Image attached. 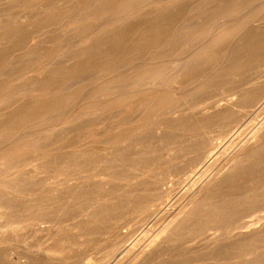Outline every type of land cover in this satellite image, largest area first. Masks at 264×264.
<instances>
[{"label": "bare ground", "instance_id": "1", "mask_svg": "<svg viewBox=\"0 0 264 264\" xmlns=\"http://www.w3.org/2000/svg\"><path fill=\"white\" fill-rule=\"evenodd\" d=\"M110 1L112 0H72V6L69 9L70 14L76 13L78 17H81L80 15L82 14L85 15V17L88 16V19H92L91 16L94 15L99 18L96 17L97 19H92L91 25L93 24V26L91 30L93 31L91 32L90 30L89 32L87 30L89 32L88 36L82 40L80 39V50H78L74 56L64 57L63 63L61 64L62 66H60L61 71L57 69L58 66L57 68L56 66L49 67L51 63L48 62L49 64L47 63V67H49V69L46 70L44 68L46 71L44 70L45 73L43 74L44 76L42 75L43 78L39 79V76H37L39 80L36 83V89H32L31 87L34 86H30V89L26 87V90L24 88L23 92H21L22 89L18 91L19 93L16 91L17 96L9 99L13 96L11 95V97L9 96L8 98L9 100L5 99L0 92V121L3 120V122H0V127L3 126L2 128H4L16 118L17 114L26 117L32 107H37L38 104L40 105V98L47 102L48 98L55 96V93L62 89V87H60L62 83H60L61 81L59 82V77H67V75L65 76L62 73L64 71L66 73L64 69L68 68L67 72H76V70L85 72L89 69L94 70V67L102 65L103 63L105 64V62L109 63L113 61L112 64H114L119 62L117 60L127 59L125 63L121 64V67L119 66V71L122 72V77L124 78L121 80L123 82H119V79L122 77H115L118 75L117 72L115 73V78H113L114 72L111 71L113 65L110 64L112 66H109L111 69L108 67L109 71L106 69V76L104 74L105 77L101 75L103 78H107L106 81H109L106 83V89L103 88L104 91L101 89L102 86L100 89L96 87H99L105 80L102 78L103 81L99 86L96 82L94 83L93 80L90 84H96L95 86H92V84L91 86L90 84L87 86L84 85L85 87L80 89L81 95L77 96L75 100L73 99L69 103L64 104L65 110L63 109V113H66L63 123L66 124L67 128V124L73 122V119L78 118L82 121V118L79 117L89 115L87 110H81V108H93L90 114L98 116L97 119L99 120V118L102 119L100 115L104 113V107H106L105 102L112 101L111 103H116L114 105L115 107L112 109L116 113L120 114L121 112L120 115L122 117L120 116V119L117 118L118 120L113 121L112 129L115 131L120 129L115 136H104V139L94 141H87L85 137L83 139L80 138L77 143H75V141L71 142L70 140L72 139H70L64 141L59 146L50 144V146H41V149L37 151L32 150L33 152H31L30 150L28 153L26 151L24 153V155L27 153L25 158L23 160L22 158L19 159L20 164L17 162L18 157H15L16 159L14 158L11 161L9 160L10 162L16 160L15 162L18 163L19 169H15L13 165H9L10 163L8 164L6 160L17 155L12 154L13 151L19 149L26 150L28 148L27 142L23 143V140L27 136L29 137V135L31 136V134H34L35 132L33 131L35 130L29 128L26 122L21 124L20 127H11L12 130L11 133H9L10 135L0 139V170L4 174V178L0 180V234L2 235L9 230L11 232L14 230V232L17 231L18 233L17 229L26 225L27 227L28 225H33L38 230L45 231L48 235L50 234L53 237L58 235L56 243L52 245L49 244L50 246L46 247L43 246L42 250L40 248L38 256L27 257L28 259L24 261H22L23 259L15 260L12 256H8L9 250L3 249L0 245V264H46L48 259L50 260H48V264L49 262L53 264V261L56 260L53 258L63 251L62 249H64L63 247L66 245L64 242H68L70 239L68 238L70 232L64 233V231H62L65 230L62 224L63 222L66 223L67 220H71L70 225L67 224L68 226L66 227L73 230V235L71 236H74V238L78 239L82 235L84 236V234L92 237V234L97 232L99 234V232L109 227L108 225L112 226V224L116 223L117 221H113V219L118 217L116 214L118 215L119 212L128 213V211H142L145 214V218H149L150 214L151 216L153 215L152 213L154 211H151V207L154 205L158 206L157 212H155L157 215H154L158 222L163 217L165 218V221L159 226L160 228L157 233H155L154 236H152L153 238L142 248H136L139 239L138 243L136 240L132 245H124L126 235H121L117 241H114L115 243H113L112 249L108 253L110 258L112 257V260H115V263L124 261L123 259L127 255L132 254L133 259L130 264H264V221L260 226H252L249 224V220L245 219L250 211L256 208H260L262 211L264 210V116L261 119H257V115H253L254 111H252V109L247 110L248 107L264 110V81H259V79L257 80L255 78L257 81H252L253 83L251 82L249 86L246 85V87L244 84L245 87L242 86V89H239L240 93H238L240 96H238L239 98L237 97L238 100L236 102L230 103V101L227 100L225 105L222 103L214 104L212 111L206 114L203 113L199 118L195 117V119L190 121L186 119L188 120L186 121L183 118L180 119L181 117L178 118L174 116L176 119L171 117L174 120H169L170 123L169 121L157 122L153 130V132H155L153 133V135L155 134L152 139L153 141L150 140L151 142L149 143L147 142L150 138L148 137L149 139L146 141L145 135H138L135 141L131 140L129 142L128 140L130 138L125 134L126 130L121 129L127 126L126 124L129 121L134 122L136 120L137 124L134 128L136 131H140L139 129L143 126V124H141L143 116L146 110L152 106L154 107L151 112L152 115L159 114L162 106H157L155 104L157 99L156 94L161 95L163 92H167L170 96L179 97L187 91L191 92L205 85L210 80L209 77L212 76L213 73H216L220 77L222 76L224 79H234L240 74V71H244V68L246 69L244 64L247 62L249 67H252V65L255 66V64L256 66L259 64L258 67H261V65L264 64H261V62H264V23L258 22L257 25L252 26L251 22L252 29L250 33H247L248 35L246 37L245 34L244 36L238 34L239 32L235 34L233 39L230 40V44H226L228 45L226 47L228 50L218 49L215 51L214 49L210 50V48L206 49L203 48V42L206 40L207 43V38L209 39V36L212 38L213 35L214 37L217 36L218 38H222L225 35V28L227 27L222 26L219 28L218 25L227 24L229 22H234V24H236L238 20L240 21V18L248 14L253 7L255 8L256 5L263 4L264 0H184L182 3H180V0H173V2L170 0L169 2L168 0H156V5L154 1V7H152L154 9H150L146 12L140 11L144 14L143 18L140 17L141 13L138 14L137 12L140 18L137 15H135L137 17L134 18H130L129 16L128 21L124 20L126 23L108 27V22L113 20L108 16L111 14L110 12H117L124 4H115ZM120 4L122 5L121 7L119 6ZM37 5L35 4L36 7ZM46 5L45 8L48 6ZM116 5H118L119 8H117ZM126 6L124 9H127L130 4ZM42 8H39V12ZM37 10H35L34 15H41L36 12ZM46 11L47 9L45 12ZM48 11L46 13H48ZM21 13H18V16L16 15L18 17L17 23L27 28ZM76 14H73V17L75 15L76 21L77 19L80 21V18H78ZM104 15L105 17L107 16L106 19ZM0 17L2 18V16ZM29 17H31V15ZM102 17L105 20L101 19ZM115 17L118 18L117 16ZM44 19L46 20V18ZM102 20H104L103 22L107 20L106 26L108 28H105L106 30H99V23L101 24V22L98 23V21ZM88 21L86 22L90 23V20ZM82 23L80 24L82 25ZM239 23L238 25L241 24ZM50 24L52 25V23ZM2 25L3 24L0 25V55L4 53L2 52L3 50L9 49L12 35H14L12 32H15L11 30V27L5 29ZM75 26L73 25L72 28H76ZM24 27L22 28L24 29ZM56 30H58V28ZM30 34L32 33L30 32ZM69 35L71 34L69 33ZM18 38L20 39V37ZM80 40H78V42ZM75 42L78 43L77 41ZM142 42L146 43V46H144ZM27 43L29 42L27 41ZM33 43L31 41V45ZM176 43H181L182 45H179L184 47L182 50L185 51L183 53L181 52V55H179L181 48H179V53L174 49V44ZM211 43L212 40L210 44ZM33 46H28L32 48L29 54H34L39 51L38 49L37 51L35 50V52ZM39 46L40 45L37 47ZM230 46H232V48H228ZM13 51L11 52L10 50V52H8L12 54V57H10L8 53L6 56L7 59L10 57L11 61L8 59L10 63L13 64L16 62L17 64V61H14L17 54L13 56ZM71 51L72 50H70V52ZM175 53L178 55L176 56ZM126 54L128 57L125 56ZM21 56L22 55H20V57ZM32 57L34 58V56ZM169 58L172 59H170L171 61L169 60L171 64L168 65L169 61H167V59ZM4 60L6 59L4 58ZM53 61L54 60L50 62ZM249 62H252V64L250 65ZM8 63L9 62H7V64ZM9 65L7 67L11 66ZM102 66L104 67V65ZM157 66L161 74L167 73V70H169L168 73L171 74L170 81L163 78L160 73L157 74L159 70L156 68ZM167 66H170V68L167 69ZM63 67L64 71L61 69ZM3 68L4 66L2 64V69ZM102 68L97 69L100 70ZM156 69L158 70L156 71ZM110 71L112 73H108ZM9 73L6 72V74ZM40 73L42 72L40 71ZM73 74L74 73L68 75L69 80L72 79ZM9 75L8 77L10 78L11 75ZM145 75L146 80L144 79L145 77L143 78ZM215 75L213 74V77ZM61 77L60 79L63 81ZM20 80L23 81L22 79ZM65 80H67V78H64V81ZM64 81L62 86H64V84L65 86L67 85V81ZM0 82H2V80H0ZM231 82L234 83L233 81ZM8 83L11 84V81ZM148 84L152 85L154 91L142 97L140 93ZM14 85L16 84L14 83ZM18 85L16 87L20 88ZM33 85L35 84L33 83ZM5 87L3 86L0 90L2 91ZM149 88L151 87L149 86ZM36 90L40 91L39 93L37 91L38 95L34 92ZM12 92L10 94H13ZM5 93L7 92L4 91V94ZM168 94L166 96H169ZM101 95L108 96V99L101 98ZM131 95L134 97L133 102L136 104L132 112H130L128 109L129 105L125 102L126 98ZM49 101L52 102L51 100ZM207 101L205 103H207ZM89 105H91V107ZM112 109H110V111H113ZM60 110H62V108ZM55 113L58 114V112L53 113L54 117ZM162 113L160 114L162 115ZM49 114L51 115V112ZM111 114L114 115L113 112ZM8 115L10 119L7 118ZM23 116L21 119H23ZM52 116H50V120ZM86 117L88 118V116ZM47 119H49V116ZM79 120L78 123L80 122ZM246 120L247 122L245 126L243 125L244 127L241 130L237 129L227 137L229 131H231L230 126L233 123L241 124ZM186 122H190V126L188 125L189 123ZM53 123L56 122L53 121ZM215 124L218 126L224 125L217 136L221 138L223 142L217 144L215 143L217 137L214 135L208 136V134H211V131L208 129L205 130V128L211 127L212 125L215 126ZM60 126L65 128L63 124ZM55 128L56 126L54 125L51 126V128L49 127L46 131L53 133ZM66 128L64 129L65 131L63 130L65 136L68 135L69 130ZM40 131L39 129V133ZM144 131H146V129H144ZM39 133L37 135H40ZM140 133L143 134V132ZM242 133H244L243 137L241 136ZM1 134H3V132ZM4 134L7 135V133ZM148 135L150 136V134ZM202 135L208 136L207 141L204 143L199 141ZM90 142L97 143V145L94 146L92 144L91 146ZM46 143L48 144V142ZM156 151L159 152H157L158 156L155 155L157 154L155 153ZM8 154L13 155V157H10ZM183 155H189L188 157L190 159L185 157L188 162H184V159L181 158L183 162L187 164L185 165V169H183L185 170L182 175L183 179L176 180L179 185L187 180L184 186H181V192L178 188V191L173 187L162 188V184L166 180V177H159L162 172H165L162 170L163 164L160 165V161L165 163L169 162V164L171 162L170 165L172 168L175 160ZM169 164H167V166H169ZM174 165L178 168L177 165H180V163L178 162ZM96 168H98L100 172H92L93 169ZM177 170H179V168ZM174 172L177 171L174 170ZM97 177L100 178L96 180ZM163 177L165 180L162 179ZM182 195L184 199H186V202L178 208L176 203ZM169 196H173L175 201L169 206L167 205L168 207L161 206ZM262 218H264V216H261V219ZM48 222H50L49 225ZM109 222H112V224ZM104 231L106 234V230ZM206 233H209L210 240L206 243L201 252H196L195 248L191 249V251L187 248L185 250L187 255L185 254V257L181 255L184 257L182 258L183 260L179 258L176 259L178 251L175 250V246L178 241L180 243V241L184 239L188 240L191 236H202V234ZM2 240L3 236H0V244ZM190 252L193 254L191 255ZM177 260H181V262L179 261V263Z\"/></svg>", "mask_w": 264, "mask_h": 264}, {"label": "rangeland", "instance_id": "2", "mask_svg": "<svg viewBox=\"0 0 264 264\" xmlns=\"http://www.w3.org/2000/svg\"><path fill=\"white\" fill-rule=\"evenodd\" d=\"M22 1V2H21ZM28 1H30V2H28ZM40 1V2H39ZM42 1V2H41ZM125 1V2H124ZM154 1H155V5H156V3H157V1L156 0H112V1H110V2H112V3H115V4H118V3H121V4H123V6L120 4L119 6L121 7V8H119V6L118 5H116L117 6V8H119L118 10H117V12H114V11H108V12H110L111 14H106V15H108L109 17H111L113 20L112 21H110V22H108V27H110V26H116V25H119V24H122V23H126L125 21H128L129 20V16H130V18H134V17H139V15L138 14H140L141 12L140 11H142V12H146V11H149L150 9H154V8H152V7H154ZM171 2H173V0H170ZM177 1H179V0H177ZM184 0H180V3H182ZM186 1V0H185ZM25 2V3H24ZM37 2V3H36ZM168 2H169V0H168ZM12 3V4H11ZM19 3V4H18ZM44 3H46V4H44ZM50 5H49V4ZM54 3V4H53ZM72 0H36V1H34V0H0V16H2V18H3V21H2V18L0 17V25L1 24H3L2 25V27L3 28H9V27H11V30H13V31H15V32H12V34H14V35H12V39H11V42H10V47H12V48H10L9 47V49L11 50V52L13 51V56H15L16 54V59L14 60V61H17V64H16V62L15 63H10V57H12L11 55V53L9 54L8 52H10V50L9 49H7V50H9V51H7V50H3L2 52H4L3 54L1 53V55H0V68H1V70H0V73L2 74H0V80H2V82H0L1 84V88L0 89H2L3 88V86L5 87V86H7L8 88H10V89H8L7 87H5L2 91L0 90V92L3 94V97L5 98V99H8L9 98V96L11 97V95H13L11 98H9V99H12L13 97H15V96H17L16 95V93L18 92V91H21V89H22V91L21 92H23V90H24V88L26 89V87L27 88H29L30 89V86H34V87H31L32 89H36L35 88V86H36V83L38 82V80L39 79H41V78H43L42 77V75L45 73L44 72V70L46 69H49V67H55L56 66V68H57V66H58V68L57 69H59L60 70V66H62L61 64L63 63V60H64V57H71V56H74L76 53H77V51L78 50H80V43H81V40L82 39H84L85 37H87L88 36V34H89V32H90V30L92 29V26H93V24L91 25V21H92V19L94 18V19H97L98 17L97 16H91L92 17V19L91 18H89L88 19V16H86L85 17V15H80L81 17H78V15L76 14V13H73V14H76L77 15V17L78 18H80V21H79V19H77V21H76V16L74 15V17H73V14H70V7L72 6ZM129 3L130 4V6L127 8V9H124L125 8V6L127 5V4ZM153 3V4H152ZM35 4L37 5V7L35 6ZM40 4H41V6H40ZM44 4V5H43ZM128 4V5H129ZM12 5V6H11ZM45 5L47 6L46 8H45ZM53 5V6H52ZM127 5V6H128ZM132 5V6H131ZM9 7V8H7V7ZM17 6V7H16ZM39 6V7H38ZM42 6H43V8H42ZM126 6V7H127ZM134 6V7H133ZM3 7V8H2ZM19 7V8H18ZM26 7V8H25ZM143 7V8H142ZM2 8V9H1ZM39 8H42V10L39 12ZM123 8V9H122ZM20 9V10H19ZM38 9V10H37ZM47 9V11H48V13H46L45 12V10ZM129 9V10H128ZM141 9V10H140ZM256 9V10H255ZM12 12H11V11ZM35 10H37L36 12L37 13H39V14H41V15H38V14H35L34 15V13H35ZM73 10H75V9H73ZM122 10V11H121ZM5 13H4V12ZM7 11V12H6ZM19 11V12H18ZM23 12V13H21V12ZM26 11V12H25ZM27 12H28V14H27ZM31 12V13H30ZM52 12V13H51ZM75 12V11H74ZM137 12H138V14H137ZM18 13L20 14H22L21 16H26V17H24V18H27V16H28V18L27 19H24L23 17H22V19L24 20V22H26V25H27V28L26 27H24L23 25H19L18 23H17V16H18ZM29 13H30V15H31V17H29L30 15H29ZM25 14V15H24ZM50 15V16H48V15ZM69 14V15H68ZM118 14V15H117ZM249 14V15H248ZM248 14H246L245 16H243L242 18H240V21L238 20V22L236 23V24H234V22H229V23H225V24H222V25H218L219 26V28L220 27H222V26H225V27H227V28H225L226 29V31H225V35L222 37V38H218L217 36L216 37H214V35L212 36V38L209 36V39L207 38V43H206V40L202 43L203 44V48H206V49H208V48H210V50L211 49H214L215 51H217L218 49L219 50H221V49H224V50H228L226 47L230 44V40H232L233 39V37L235 36V34H237L238 32V34H241V35H243L244 36V34H245V37L250 33V31H251V29H252V27H251V24H252V26H255V25H257L258 24V22H261V23H264V3L263 4H258V5H256L255 6V8L253 7L252 8V10H250L249 11V13ZM17 15V16H16ZM34 15V16H33ZM37 15V16H36ZM48 17H47V16ZM52 15V16H51ZM97 15V14H96ZM127 15V16H126ZM134 15V16H133ZM135 15H137V16H135ZM141 15H143V16H141ZM20 16V15H19ZM39 16H41V17H39ZM64 16V17H63ZM83 16V17H82ZM115 16H117L118 18H114ZM132 16V17H131ZM10 17V18H9ZM33 17V18H32ZM65 17H67V18H65ZM97 17V18H96ZM104 17H105V15H104ZM126 17H128V18H126ZM140 17H144V14L143 13H141L140 14ZM139 17V18H140ZM8 20H7V19ZM12 18V19H11ZM30 18V19H29ZM31 18H32V20H31ZM43 18V19H42ZM44 18H46V20L44 19ZM48 18V19H47ZM54 18V19H53ZM70 18V19H69ZM83 18V19H82ZM85 18V19H84ZM107 18V16L105 17V19ZM141 18V19H142ZM244 18V19H243ZM53 19V20H52ZM68 19V20H67ZM82 19V20H81ZM99 19V18H98ZM101 19H104L103 17L101 18ZM104 19V20H105ZM243 19V20H242ZM262 19V20H261ZM25 20H27V21H25ZM31 20V21H30ZM48 20V21H47ZM50 20V21H49ZM51 20H52V22H51ZM72 20V21H71ZM84 20H86V21H88V20H90V23H88V22H86V21H84ZM104 20H102V21H98V23L99 22H101V24H103V23H105V24H103V25H101L100 23H99V30L100 29H104V30H106L105 28H108L107 26H106V23H107V20L105 21V22H103ZM125 20V21H124ZM252 20V21H251ZM253 20H254V22H253ZM6 21V22H5ZM12 21V22H11ZM34 21V22H33ZM36 21V22H35ZM43 21H47V22H43ZM57 23H56V22ZM60 21V22H59ZM75 21H76V23H75ZM93 21H97V20H93ZM39 22V23H38ZM68 22V23H67ZM83 22V23H82ZM85 22H86V24H85ZM103 22V23H102ZM241 24H240V23ZM252 22V23H251ZM6 23V24H5ZM9 23V24H8ZM34 23V24H33ZM50 23H52V25L50 24ZM58 23H60V24H58ZM63 23H64V25H63ZM80 23H82V25L80 24ZM115 23V24H114ZM238 23L240 24V25H238ZM247 23V24H246ZM251 23V24H250ZM4 24H5V26H4ZM28 24H29V27H28ZM45 24V25H44ZM66 24V25H65ZM88 24H90V25H88ZM60 25V26H59ZM62 25V26H61ZM75 26L76 28H72V26ZM233 25H235V26H233ZM36 26V27H35ZM56 28H55V27ZM60 28H59V27ZM91 26V27H90ZM232 26V27H231ZM22 27H24V29L22 28ZM44 27V28H43ZM72 29H71V28ZM229 27H230V29H229ZM238 27V28H237ZM13 28V29H12ZM34 28V29H33ZM39 28V29H38ZM43 28V29H42ZM47 28V29H46ZM51 28V29H50ZM53 28H54V30H53ZM58 28V30H56ZM64 28H65V30H64ZM69 28H70V30H69ZM88 28H90V29H88ZM27 29V30H26ZM31 29H32V31H31ZM36 29H37V31H36ZM68 29V30H67ZM19 30V31H18ZM26 30V31H25ZM29 30V31H28ZM46 31V32H44V31ZM89 32H88V31ZM101 30V31H102ZM241 30V31H240ZM28 31V32H27ZM34 31V32H33ZM50 31V32H49ZM62 31V32H61ZM68 33H67V32ZM70 31V32H69ZM93 30H91V32H92ZM245 31V32H244ZM30 32L33 34H30ZM59 32V33H58ZM230 32V33H229ZM243 34H242V33ZM21 33H22V36H21ZM69 33L71 34V35H69ZM75 33H77V34H75ZM248 33V34H247ZM42 34V35H41ZM48 34V35H47ZM67 34V35H66ZM18 35H20V36H18ZM50 35V36H49ZM63 35H66V36H63ZM74 35V36H73ZM16 38H14V37ZM39 36V37H38ZM18 37H20V39L18 38ZM56 39H55V38ZM59 37H61V38H59ZM64 37V38H63ZM69 37V38H68ZM75 37V38H74ZM27 38V39H26ZM32 38H34V39H32ZM51 40H50V39ZM52 38H53V40H52ZM58 38H59V40H58ZM63 38V39H62ZM81 39V40H80ZM212 40V43L210 44V42H211V40ZM22 40V41H21ZM36 40V41H35ZM62 40V41H61ZM65 40V41H64ZM78 40H80L79 42H78ZM12 41H13V43H12ZM15 41V42H14ZM27 41L29 42V43H27ZM31 41H32V43L34 44V46H33V44L31 45ZM40 41V42H39ZM59 41V42H58ZM75 41H77L78 43H76ZM48 42V43H47ZM70 42V43H69ZM208 42H209V44H208ZM54 43V44H53ZM56 43V44H55ZM206 43V44H205ZM229 43V44H228ZM17 44H19V45H17ZM28 44V45H27ZM40 45L39 47H37L38 45ZM70 46H69V45ZM77 44V45H76ZM142 44H144V46H146L145 44L146 43H144V42H142ZM178 44V45H177ZM179 44H181V43H176V44H174V49H176L177 51V53H179V51H180V49L179 48H181V51H180V54L179 55H181L184 51L182 50V49H184V47L182 46L181 47V45H179ZM226 44H228V45H226ZM12 45V46H11ZM17 47H16V46ZM46 45V46H45ZM28 46H33L34 47V51L36 50H38L39 49V51L37 52V53H34V54H29V51H30V49H32L31 47L29 48ZM16 47V48H15ZM46 47H48V48H46ZM77 48V50H76V48ZM142 47H143V45H142ZM23 48V49H22ZM64 48V49H63ZM228 48H232V46H230V47H228ZM15 49H17V50H15ZM42 49V50H41ZM25 50V51H24ZM70 50H72L71 52H70ZM76 50V51H75ZM19 51H21V52H19ZM33 51V52H34ZM35 51V52H36ZM59 51V52H58ZM42 52V53H41ZM47 52V53H46ZM182 52V53H181ZM7 53L10 55V57L7 59ZM53 53V54H52ZM62 53V54H61ZM67 53V54H66ZM177 53H175V55L177 56L178 54ZM4 54H5V56H4ZM22 55L23 56V54H24V56L22 57H20V55ZM27 54V55H26ZM60 54V55H59ZM57 55V56H56ZM4 56V57H3ZM31 56V57H30ZM32 56H34V58L32 57ZM44 56V57H43ZM125 56H127V54L125 55ZM25 57H26V59H25ZM28 57H30V58H28ZM128 57V56H127ZM126 57V58H127ZM4 58L6 59V60H4ZM22 58V59H21ZM29 60H28V59ZM19 59V60H18ZM50 59H52V60H54L53 62H50V61H52V60H50ZM170 59H172V58H169V59H167V61H169ZM8 60V61H7ZM22 60V61H21ZM37 60V61H36ZM47 60V61H46ZM126 60L127 59H122V60H117V61H119V62H116V63H114V64H112L113 63V61L112 62H105V64L103 63L102 65H104V67L102 66V65H99V66H96V67H94V70H92V69H89L88 71L86 70L85 72L84 71H82V72H80L79 70H76V72H67L68 70V68L67 69H64V67L63 68H61L62 69V71H64V70H66V73H65V71L64 72H62L65 76L67 75V77H64L65 79L67 78V80H65V81H67V85L65 86V84H64V86H62L63 85V81H64V78L63 77H61V78H63V81H62V79H60V77H59V82L60 83H62V84H60L61 86L60 87H62V89L61 90H59L57 93H55V96H51V98H48L47 99V102H45V100H42L41 98H40V105L38 104L37 105V107H32L31 108V110H30V112H29V114L26 116V117H24L23 115V119H21V115L19 116V114H17V116H16V120L14 119L9 125H7L6 127H4V128H2V127H0V128H2V129H0V132H1V130H2V132H3V134L4 133H7V135H3V134H1L0 133V139H3L4 138V136L6 137H8L10 134L9 133H11V130H12V128L11 127H13V128H15V127H20V125L21 124H23V123H26L27 122V126L29 127V128H32V130H35V131H33V132H35L34 134H31V136L29 135V137L27 136L22 142L23 143H25V142H27V144H28V148L26 149V150H17V151H13L12 152V154H17V155H15L14 157H13V155H11V154H8V155H10V157H13V158H8L6 161H7V163L9 164V165H13L14 167H15V169L17 168V169H19V165H17L18 163H19V159L20 158H22V160L25 158V155L28 153V151H30L31 150V152H33V151H37V150H39V149H41L40 147L41 146H50V144H53V145H55V146H59L60 144H62L64 141H66V140H70V139H72V140H70L71 142H73V141H75V143H77L79 140H80V138H85L86 137V140L87 141H94V140H101V139H104V136L105 137H107V136H109V135H112V136H115L119 131H120V129L119 130H117V131H115L114 129H112L113 128V121H115V120H118V119H120L122 116L120 115L121 114V112H120V114L119 113H116V112H114V110L112 109V108H114L115 106V104L114 103H111L112 101L111 100H109V101H111V102H105V106L106 107H104V113L103 114H101L100 116L102 117V119L101 118H99V120L97 119L98 118V116H93L92 114H90V112L91 111H93V108H85V109H83V108H81V110H87V112L89 113V115H86V116H88V118L86 117V116H82V117H79V118H82V121H80L78 118H75V119H73V122H71V123H69V124H67V128L69 129H67L66 128V124H64L63 122L65 121V117H66V113L64 114L63 113V109H64V107H65V105L64 104H66V103H69L71 100H75V98L77 97V96H80L81 95V93H80V89L82 88V87H85V86H87V85H89L90 84V82H92L93 80H94V83L96 82V84L99 86L101 83H102V81H103V79L106 81L107 80V78H103V77H105L106 75V69L108 70L112 65V67L111 68H113V69H111V71H113L114 72V75H113V78H115V77H122V72H120L119 71V69H120V67H121V64L122 63H125L126 62ZM9 62L8 64H7V62ZM116 61V60H115ZM121 61H123V62H121ZM171 61V60H170ZM168 62V65L169 64H171V62ZM23 62V63H22ZM29 62V63H28ZM51 63V64H49V63ZM59 62V63H58ZM27 63V64H26ZM49 64V67H47L48 66V64ZM248 63V62H247ZM247 63L246 64H244L245 66L244 67H246V69L244 68V71H240V74L236 77V78H234V79H230V78H226V79H224V78H222V76L220 77V76H218L216 73H213L215 76L214 77H216V78H214L213 77V74H212V76H210L209 77V79L211 80H209L205 85H203V86H201V87H199V88H197V89H194V90H192L191 92L190 91H187L188 92V94H187V92H185L184 94H182V95H180L179 97L177 96V97H173V96H170L167 92H163V94H161V95H157L156 94V96H157V99H156V105L157 106H162L161 107V110H160V112H159V114H157V115H152V110L154 109V107L152 106L151 108H148L147 110H146V112H145V115L143 116V121H142V123L141 124H143V126L139 129L140 131H136L135 130V126H136V124H137V122H136V120L134 121V122H132V121H129L126 125L127 126H125L124 128H121L122 130H126V133L125 134H127V137L128 138H130L128 141L130 142L131 140L132 141H135L136 139L135 138H137L136 136H138V135H145V137H146V141L148 140V142L147 143H149V142H151V141H153L152 139L154 138V135H153V133H155V132H153V130H154V128L156 127V124H157V122H160V121H164V122H168L169 120L170 121H173L174 119H172L171 117H181L180 119H188L189 121L190 120H193V119H195V117L197 118H199V116L201 117V115L204 113V114H206V113H208L209 111H212L213 109H212V107L214 106V104H224L225 105V103H227V100H229L230 101V103L231 102H236L237 100H238V96H240V92H239V89H242V86L243 87H245L246 85L247 86H249V84L253 81V82H255V81H257L258 79H259V81L261 80V81H264V67H263V65L264 64H262V63H264V62H261V67H258L259 66V64H258V66H256V64L255 63H253V64H255V66H253L252 65V67L250 68L249 67V64L247 65ZM250 63V65L252 64V62H249ZM2 64H3V66H4V68L2 69ZM12 66H10V65ZM14 64H16V65H14ZM23 64H25V65H23ZM30 64V65H29ZM42 64V65H41ZM44 64H45V66H44ZM110 64H112V65H110ZM10 66V67H7V66ZM35 65V66H34ZM20 66H22V67H20ZM26 66V67H25ZM29 66V67H28ZM32 66V67H31ZM103 68H102V67ZM110 66V67H109ZM120 66V67H119ZM171 66V65H170ZM170 66L168 67L167 66V69H169L170 68ZM7 68V70H6V68ZM18 67V68H17ZM24 67V68H23ZM37 67V68H36ZM93 67V66H92ZM109 67V68H108ZM117 67V68H116ZM248 67V68H247ZM10 68H12V69H10ZM29 70H28V69ZM45 68V69H44ZM99 68H102V69H100V70H98ZM156 68H158V66L156 67ZM263 68V69H262ZM34 69V70H33ZM64 69V70H63ZM114 69H116V70H114ZM159 69V68H158ZM158 69H156V71L158 70ZM11 70V71H10ZM43 70V71H42ZM45 70V71H46ZM97 70V71H96ZM10 73H9V72ZM15 71V72H14ZM40 71L42 72V73H40ZM61 71V70H60ZM109 71V70H108ZM108 72V73H112V72ZM6 72L7 73H9L10 75H11V77L9 78L8 77V75L9 74H6ZM84 72V73H83ZM96 72V73H95ZM99 72V73H98ZM117 72V74L118 75H116L115 73ZM119 72V73H118ZM169 72V70H167V73L165 72V73H163V74H161V72H160V69L158 70V72H157V74H161L162 75V77L163 78H165L166 80H168V81H170L171 80V74L170 73H168ZM19 73V74H18ZM72 73H74L73 74V77H72V79H70L69 80V78H68V75L69 74H72ZM121 73V74H120ZM23 74V75H22ZM41 74V75H40ZM105 76H104V75ZM156 74V75H157ZM170 74V75H169ZM245 75V77H244V75ZM9 75V76H10ZM97 75H98V78H97ZM101 75H103V77L101 76ZM116 75V76H115ZM120 75V76H119ZM168 75V76H167ZM242 75V76H241ZM31 76V77H30ZM33 76H35V77H33ZM37 76H39L38 78H37ZM44 76V75H43ZM63 76V75H62ZM90 76V77H89ZM93 76V77H92ZM115 76V77H114ZM218 76V77H217ZM247 76V77H246ZM263 76V77H262ZM2 77H4V78H2ZM7 77V78H6ZM17 77V78H16ZM83 78V79H81V78ZM96 77V78H95ZM101 77V78H100ZM145 77V78H144ZM167 77V78H166ZM211 77H212V79H211ZM239 77H244V78H239ZM26 78H27V80H26ZM37 80H36V79ZM103 78V79H102ZM119 78H117V79H119ZM143 78L146 80V75L145 76H143ZM219 78H222V79H224V80H222V79H219ZM239 78V79H238ZM257 80H256V79ZM8 80L7 82L6 81H4V80ZM10 79V80H9ZM14 79V80H13ZM18 79V80H17ZM20 79H22L23 81H21ZM33 79H34V81H33ZM75 79V80H74ZM99 79V80H98ZM101 79V80H100ZM122 79H124L123 77L122 78H120L119 79V82L122 80ZM144 79H142V80H144ZM230 79V80H229ZM241 79V80H240ZM13 80V81H12ZM20 80V81H19ZM69 80V81H68ZM81 80V81H80ZM86 80V81H85ZM98 80V81H97ZM11 81V84L10 83H8V82H10ZM24 81H26V82H24ZM64 81V82H65ZM103 81V83L99 86V87H96L97 89L99 88H101V86H102V88L101 89H106V83L107 82H109V81ZM224 81V82H223ZM231 81H233L234 83H232ZM242 81V82H241ZM4 82V83H3ZM6 82V83H5ZM72 82H74V83H72ZM121 82H123V81H121ZM220 82V83H219ZM241 84H240V83ZM252 82V83H253ZM14 83L16 84V85H14ZM20 83V84H19ZM32 83V84H31ZM33 83L35 84V85H33ZM69 83V84H68ZM85 83V84H84ZM99 83V84H98ZM3 84V85H2ZM6 84V85H5ZM19 84V85H18ZM23 84H26V85H23ZM30 84V85H29ZM92 84V86H95L93 83H91ZM91 84H90V86H91ZM244 84H245V86H244ZM18 85V87L20 86V88H17L16 86ZM85 85V86H84ZM12 86V87H11ZM24 86V87H23ZM149 86L151 87V88H149ZM211 86V87H210ZM246 86V87H247ZM15 87V88H14ZM21 87H23V88H21ZM66 87V88H65ZM68 87V88H67ZM14 88V89H13ZM17 88V89H16ZM64 88V89H63ZM76 88V89H75ZM95 88V87H94ZM95 88V89H96ZM7 89H8V91H7ZM20 89V90H19ZM83 89V88H82ZM104 89H103V91H104ZM145 89V90H144ZM143 90H142V92L140 93L141 95H142V97L143 96H145V95H147V94H150L152 91H154V88H152V85L151 84H148V86L147 87H145ZM204 89H206V90H204ZM208 89V90H207ZM210 89V90H209ZM212 89V90H211ZM27 90V89H26ZM25 90V91H26ZM77 90V91H76ZM4 91L5 92H7V93H5L4 94ZM12 91H14V92H12ZM17 91V92H16ZM37 91L38 90H36V91H34L35 93H36V95H38V93L40 92V91H38V93H37ZM106 91V90H105ZM202 91V92H201ZM237 91V92H236ZM9 92V93H8ZM13 93V94H10V93ZM71 92V93H70ZM212 92V93H211ZM239 92V93H238ZM0 93V94H1ZM19 93V92H18ZM196 93V94H195ZM206 93V94H205ZM208 93V94H207ZM169 95V96H166V95ZM210 94H211V96H210ZM238 94V95H237ZM7 95V96H6ZM194 95H197V96H194ZM204 97H203V96ZM206 95V96H205ZM2 96V95H1ZM6 96V97H5ZM166 96V97H165ZM188 96V97H187ZM3 97H2V99H3ZM101 98H106V100L108 99V96H104V95H101L100 96ZM129 97V98H128ZM127 98H126V100H125V102H126V104H128L129 106H128V109L130 110V112H132L133 111V109L135 108V106H136V104H135V102H133L134 101V97L131 95V96H128ZM165 97V98H164ZM171 97H173V98H171ZM184 97V98H183ZM197 97V98H196ZM203 97V98H202ZM215 97H217V98H215ZM238 97V98H237ZM209 98V99H208ZM230 98V99H229ZM234 98V99H233ZM8 99V100H9ZM164 99V100H163ZM183 99V100H182ZM192 99V100H191ZM203 99V100H202ZM215 99V100H214ZM231 99H232V101H231ZM49 100H51L52 102H50ZM185 100V101H184ZM193 100H194V102H193ZM207 100H209V101H207ZM207 101V103H205ZM6 102V101H5ZM209 102H210V104H209ZM7 103V102H6ZM177 103V104H176ZM44 104H46V105H44ZM133 104V105H132ZM200 104V105H199ZM43 105H44V108H43ZM55 105H56V107H55ZM177 105V106H176ZM40 108H39V107ZM48 106V107H47ZM90 107H91V105H89ZM134 106V107H133ZM175 106V107H174ZM192 106V107H191ZM198 106V107H197ZM54 107V108H53ZM58 107V108H57ZM149 107V106H148ZM187 107V108H186ZM39 110H38V109ZM62 108V110H60ZM168 110H167V109ZM170 108V109H169ZM189 108V109H188ZM193 108V109H192ZM110 109H112L113 111H110ZM208 109V110H207ZM249 109H252V111H254L253 112V115L254 114H256L257 115V119H261L263 116H264V110L262 109V110H259V109H255L254 107H248V109L247 110H249ZM43 112H42V111ZM65 110V109H64ZM129 110H128V112H129ZM164 110H166V111H164ZM258 110H259V112H258ZM164 113H162V112ZM175 111V112H174ZM42 112V113H41ZM45 112V113H44ZM51 112V115L49 114V113ZM54 112H58V114L57 113H55V117H54V114L53 113ZM64 112H66V111H64ZM113 112L114 113V115H112L111 113ZM129 112V113H130ZM174 112V113H173ZM197 112V113H196ZM39 113V114H38ZM40 113H41V115H40ZM160 113H162V115L160 114ZM195 114V116H194V114ZM201 113V114H200ZM49 114V115H48ZM49 116V119H47L48 118V116ZM53 115V116H52ZM112 115V116H111ZM198 115V116H197ZM29 116V117H28ZM50 116H52L51 117V120H50ZM121 116V117H120ZM28 117V118H27ZM44 117H47V118H44ZM54 117V118H53ZM96 117V118H95ZM120 117V118H119ZM174 117V118H175ZM7 118H9L10 119V116L8 115L7 116ZM26 118H27V120H26ZM118 118V119H117ZM168 118V119H167ZM172 120H171V119ZM18 119V120H17ZM64 119V120H63ZM104 119V120H103ZM167 119V120H166ZM176 119V118H175ZM21 120V121H20ZM78 120L80 121L79 123H78ZM97 120H98V122H97ZM130 120H132V119H130ZM157 120V121H156ZM188 120H186V121H188ZM16 121V122H15ZM53 121L54 122H56L57 124H59V125H57L56 123H53ZM170 121H169V123H170ZM0 122H3V120H1ZM19 122H21V123H19ZM52 122V123H51ZM240 122H242V121H240ZM247 122V120L246 121H244V122H242L241 124L240 123H237L238 124V126H237V124L236 123H233L231 126H230V128H231V131H229V134L227 135V137L230 135V134H232L235 130H241L244 126H245V123ZM14 123H19L18 125L17 124H14ZM132 123V124H131ZM135 123V124H134ZM186 123H189L188 125L190 126V122H186ZM53 124V125H52ZM64 125V127L68 130V135H66L65 136V133H63V130L65 129V128H62V126H60V125ZM81 124V125H80ZM131 124V125H130ZM56 126V128H55V130H54V132L53 133H49L50 131H46L49 127L51 128V126ZM244 125V126H243ZM5 126V125H4ZM10 126V127H9ZM81 126V127H80ZM133 126V127H132ZM224 126V125H223ZM223 126H218V125H216L215 124V126H211V127H207V128H205V130H209V131H211L210 133L211 134H208V136L209 135H214V136H218V133L223 129ZM41 127H42V129L43 128H45V129H43V131H42V129H41ZM61 127V128H60ZM127 127V128H126ZM132 127V128H131ZM189 128V127H188ZM9 131H8V130ZM39 129L41 130L40 131V133H39ZM144 129H146V131H144ZM150 129H152V130H150ZM37 130H38V132H37ZM66 130V131H67ZM71 130V131H70ZM108 130H111V131H108ZM132 130V131H131ZM143 130V131H142ZM217 130H218V132H217ZM6 131H8V132H6ZM65 131V130H64ZM70 131V132H69ZM246 131V130H245ZM56 132H58V133H56ZM140 132H143V134H141ZM40 134V135H37V134ZM49 133V134H48ZM60 133H62V134H60ZM145 133V134H144ZM213 133V134H212ZM51 134V135H50ZM69 134H70V136H69ZM102 134V135H101ZM148 134H150V136L148 135ZM48 135V136H47ZM64 135V136H63ZM208 136H206V135H202V136H200V139H199V141H201V142H206L207 141V137ZM241 136L243 137L244 136V133H242L241 134ZM48 137V138H47ZM149 137V138H148ZM28 138V139H27ZM48 140H46V139ZM56 138V139H55ZM97 138V139H96ZM218 138V137H217ZM216 138V140H215V143L217 144V143H221V142H223V141H221V138H218L217 139ZM134 139V140H133ZM227 139V138H226ZM226 139H224V140H226ZM46 140V141H45ZM51 140H52V142H51ZM151 140V141H150ZM2 141V140H1ZM46 142H48V144L46 143ZM91 143V144H90ZM89 144L92 146V144L95 146V145H97V143L95 144V143H93V142H90ZM133 143V142H132ZM219 145V144H218ZM38 147V148H37ZM33 150V151H32ZM20 151H22V152H20ZM24 151V152H23ZM27 151V153L24 155V153ZM158 151H156L155 153H157ZM159 153V152H158ZM158 153L157 154H155L156 156H158ZM20 156V157H19ZM184 156V157H183ZM183 156H179L176 160L180 163V165H177L178 166V168H179V170H177L178 168L177 167H175L176 165H174V164H176V163H178L176 160H175V162H174V164H173V167L171 168V162H170V164H169V162H161L160 161V165L161 164H163V166H162V170L163 171H165V172H162L160 175H159V177H162V176H164V177H166L165 179L167 180V182H166V180L164 179V177L162 178V179H164L165 181H164V183L162 184V188L164 187V189H165V187H167V188H169V187H173V188H176L175 190L176 191H180V189H181V186H184V184H185V182L187 181H184L183 183H181V185H179V184H177V182L178 181H176L177 179L179 180V179H183V177H182V175H183V171H185V170H183V169H185V165H187V164H185L184 162L186 161V158L189 156V155H183ZM17 158V162H15L16 160H14V162L12 161V162H10L11 160H13L14 158ZM186 157V158H185ZM15 158V159H16ZM181 158H183L184 159V162H183V159H181ZM189 158V157H188ZM190 159V158H189ZM189 159H187V160H189ZM10 160V161H9ZM180 160H181V162H180ZM21 162V161H20ZM186 162H188V161H186ZM14 164H16V165H14ZM20 164V163H19ZM167 164H169V166H170V169H169V166H167ZM183 166H184V168H183ZM187 167V166H186ZM168 168V169H167ZM172 169V170H171ZM174 170L175 171H177V172H174ZM181 170V171H180ZM180 171V172H179ZM92 172H100L99 171V169L98 168H96V169H93V171ZM171 174H170V173ZM173 172V173H172ZM190 172V171H189ZM188 172V173H189ZM180 173V174H179ZM163 174V175H162ZM190 174V173H189ZM192 174V173H191ZM182 178H181V177ZM101 177V176H100ZM100 177H97L96 178V180L98 179V178H100ZM178 177V178H177ZM180 177V178H179ZM4 178V174H3V172L0 170V180L1 179H3ZM168 184V185H167ZM172 184V185H171ZM178 185V186H177ZM166 188V189H167ZM177 188H178V190H177ZM181 192V191H180ZM181 200V201H180ZM175 201V198L173 197V196H169V197H167L166 199H165V201L163 202V204L161 205V206H163V207H168L170 204H172L173 202ZM186 202V199H184V197H183V195L181 196V197H179V200L177 201V206H178V208H179V206L181 207V205H183L184 203ZM168 205V206H167ZM154 207V208H153ZM156 208V209H155ZM151 211H154L152 214V216H151V214H150V219L148 218H145V214L141 211H137V212H129L128 211V213L127 212H119L118 213V215L116 214V216H118V217H116V218H114L113 219V221H117L116 223H114V224H112V222L110 223V224H112V226L111 225H108L109 227H107V228H105L104 230H106V234H105V231L103 230V231H101V232H99V234H98V232L97 233H94V234H92V237H90V236H88V235H86V234H84V236L82 235L81 237H79L78 239L77 238H74V236H71V235H73L72 233V231L73 230H70L68 227H66V226H68V225H70V223H71V220L69 219V221L67 220L66 221V223L65 222H63L62 224H63V227H65L64 229L65 230H62V231H64V233L65 232H67V233H69L70 232V234H68V238H70L69 240H68V242L67 241H65L64 242V244L66 243V245L64 246V244H63V248L66 250V252H65V250L64 249H62L63 251V253L62 252H60L58 255H56V257H54L53 259H56L55 261H53V260H51V261H53V264H130V262L132 261V259H133V255L132 254H129V255H127L123 260L124 261H121L120 263H115L113 260H112V257L110 258V256H109V251L112 249L111 247H112V245H113V243H115L114 241H117L118 239H119V237H121V235H126V239H125V241H124V245H132L133 244V242H136V240H137V243H138V239H139V245L137 244V246H136V248H142V247H144L148 242H149V240H151L153 237L152 236H154V234L155 233H157V231H158V229L160 228L159 226H161L162 225V223L165 221V218L163 219H160L159 220V222H158V220L156 219V215H157V213H155V212H157V209H158V206H152L151 207ZM256 210H259V211H256ZM139 213V214H138ZM156 214V215H155ZM131 215V216H130ZM135 215V216H134ZM155 215V216H154ZM123 216V217H122ZM154 216V217H153ZM167 216V215H166ZM165 216V217H166ZM254 216V217H253ZM261 216H264V210L262 211V209L260 210V208H256L255 210H252V211H250V213L248 214V216L245 218L246 220H249V224H251L252 226H260V225H262L263 224V221H264V218H262L261 219ZM141 217V218H140ZM68 218H69V216H68ZM168 218V217H167ZM143 219V220H142ZM169 219V218H168ZM138 220H140V221H138ZM152 220V221H151ZM126 221V222H125ZM142 221H144V222H142ZM148 221V222H147ZM155 221V222H154ZM252 221V222H251ZM138 222V223H137ZM140 222V223H139ZM137 223V224H136ZM142 223V224H141ZM50 224V222H48V225ZM68 224V225H67ZM141 224V225H140ZM255 224V225H254ZM258 224V225H257ZM135 225V226H134ZM140 225V226H139ZM150 227V228H149ZM22 228V229H21ZM20 229H17L18 230V233H17V231L16 232H14V230H13V232H11L10 230L9 231H7V232H5L4 234H0V236H3V240H2V242H1V247L3 248V249H7V250H9L8 252H9V255L8 256H12L13 257V259H15V260H22V261H24L25 259H28L27 257H35L36 255L38 256L39 255V253H40V248H41V250H42V247L44 246V247H46V246H50V245H52L53 243H56V239H57V236H55V237H53L52 235H48L45 231H41V230H38L37 228H35L33 225L31 226V225H28V227H27V225L26 226H24V227H21ZM31 228V229H30ZM153 228V229H152ZM147 229H149V230H147ZM19 230H21V231H19ZM109 230V231H108ZM135 230V231H134ZM134 231V232H133ZM147 231V232H146ZM150 231H152V232H150ZM11 232V233H10ZM137 232V233H136ZM212 232V231H211ZM14 233V234H13ZM104 233V234H103ZM16 234H18V235H16ZM23 234V235H22ZM25 234V235H24ZM41 234V235H40ZM43 234V235H42ZM46 234V235H45ZM119 234H120V236H119ZM135 234V235H134ZM206 234H208V235H206ZM206 234H202V236L201 235H199V236H194V237H190L188 240L187 239H184V240H182V241H180V243H179V241L177 242V244H176V246H175V250L176 251H178V254H176L177 256V258L176 259H182V258H184L186 255H187V253H186V249L188 248V250L190 249V251H191V249H196L195 251L196 252H198V251H202L203 249H204V247H205V245H206V243H208L209 242V240H210V238H209V233H206ZM211 234V233H210ZM147 235V236H146ZM18 236V237H17ZM22 236V237H21ZM24 236V237H23ZM88 236V237H87ZM84 237H85V239H86V241H85V239H84ZM100 237V238H99ZM134 237V238H133ZM210 237H211V235H210ZM48 238V239H47ZM74 238V239H73ZM92 238V239H91ZM97 238V239H96ZM137 238V239H136ZM208 238V239H207ZM73 240V242H72V240ZM76 239V240H75ZM95 239V240H94ZM103 239V240H102ZM200 239V240H199ZM79 240H80V243H79ZM96 240H97V242H96ZM191 240H192V242H191ZM193 240H194V243H193ZM197 240H198V242H197ZM71 242V243H70ZM76 242H77V244H76ZM202 242H203V244H202ZM74 243H75V245H74ZM185 243V244H184ZM193 243V244H192ZM27 244V245H26ZM50 244V245H49ZM98 244V245H97ZM36 245H37V247H36ZM96 245V246H95ZM186 245V246H185ZM39 246V247H38ZM140 246V247H139ZM23 247V248H22ZM78 247V248H77ZM193 247V248H192ZM196 247H199V248H196ZM33 248V249H32ZM185 248V249H184ZM202 248V249H201ZM25 249V250H24ZM30 251H29V250ZM39 249V250H38ZM109 249V250H108ZM187 250V251H188ZM84 253H83V252ZM108 251V252H107ZM75 252V253H74ZM77 252V253H76ZM89 252V253H88ZM195 252V253H196ZM12 253V254H11ZM22 254V255H21ZM79 254H81V255H79ZM180 254V255H179ZM186 254V255H185ZM190 254H191V252H190ZM193 254V253H192ZM191 254V255H192ZM178 255H179V257H178ZM181 255H185L184 257L183 256H181ZM223 255H225V254H223ZM72 256V257H71ZM180 256H181V258H180ZM226 256V255H225ZM228 256V255H227ZM106 257V258H105ZM108 257V258H107ZM130 257V258H129ZM193 257V256H192ZM19 258V259H18ZM57 258H59V259H57ZM129 258V259H128ZM190 258H191V256H190ZM50 259H52V258H50ZM49 260V259H48ZM48 260H47V262H46V264H48ZM101 260V261H100ZM183 260V259H182ZM50 261V260H49ZM178 261V260H177ZM180 262H181V260H179ZM178 261V262H179ZM227 261H228V259H227ZM54 262H56V263H54ZM100 262V263H99ZM179 262V263H180ZM52 264V262H49V264Z\"/></svg>", "mask_w": 264, "mask_h": 264}]
</instances>
